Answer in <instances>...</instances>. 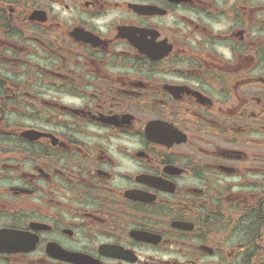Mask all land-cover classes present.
Returning <instances> with one entry per match:
<instances>
[{
  "label": "flooded vegetation",
  "instance_id": "af4514ba",
  "mask_svg": "<svg viewBox=\"0 0 264 264\" xmlns=\"http://www.w3.org/2000/svg\"><path fill=\"white\" fill-rule=\"evenodd\" d=\"M0 264H264V0H0Z\"/></svg>",
  "mask_w": 264,
  "mask_h": 264
}]
</instances>
